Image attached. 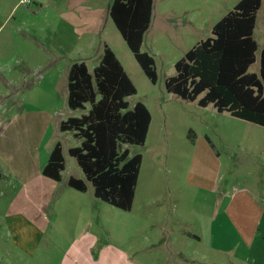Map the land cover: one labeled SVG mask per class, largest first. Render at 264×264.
Segmentation results:
<instances>
[{
  "label": "rangeland",
  "instance_id": "1",
  "mask_svg": "<svg viewBox=\"0 0 264 264\" xmlns=\"http://www.w3.org/2000/svg\"><path fill=\"white\" fill-rule=\"evenodd\" d=\"M238 1L153 0L151 23L140 48L153 58L156 83L152 84L108 16L111 0H0V25L4 24L0 27V150L21 153L8 157L4 167L0 160V264H39L37 256H24L22 247L13 242L12 227L3 217L20 213L28 218L38 215L39 208H53L57 196L70 190V177L81 179L88 188L87 194L75 192L73 196L89 198L95 215L89 229L97 233L100 244L126 249L130 257L135 256L137 246L146 249L145 255L164 260L166 254L170 258L171 248L177 250L185 244L183 231L198 233V202L202 196L197 187L204 170L209 180L218 168L216 183L233 185L237 177L234 167L239 166L232 159L237 154L233 144L245 145L251 133L262 127H249L226 112H216L212 105L201 108L196 102L170 94L165 81L174 75V64L199 41L211 36L213 25ZM263 20L264 0L253 33L256 62L249 72L259 70ZM104 44L136 89L135 95L127 99L129 107L140 102L151 115L144 145L129 147V155H141L142 163L128 212L98 199L93 203L92 185L67 153L77 140L71 132L59 130L60 121L82 114L80 110H69L66 104L69 67L84 62L92 74ZM235 135L240 141L233 140ZM57 142L62 147L65 169L55 187L49 186L53 206L48 204V208L40 204L37 183L26 189L22 183H27L33 173L34 151H39L40 159L45 161L44 153ZM206 152L212 157H206ZM216 152L220 155L214 162ZM137 218L143 221L136 231ZM54 234L42 240L38 248L64 246L63 238ZM55 260L57 254L52 253L50 261Z\"/></svg>",
  "mask_w": 264,
  "mask_h": 264
},
{
  "label": "trees",
  "instance_id": "2",
  "mask_svg": "<svg viewBox=\"0 0 264 264\" xmlns=\"http://www.w3.org/2000/svg\"><path fill=\"white\" fill-rule=\"evenodd\" d=\"M261 3L239 0L213 25L211 36L174 64V75L165 81L166 91L201 108L212 105L218 113L264 127V44L258 72H249L256 62L253 33ZM152 8L153 0H111L108 16L144 75L155 84L153 58L140 51ZM135 93L115 54L104 44L92 74L84 62L69 67L66 104L69 110L82 114L59 123L60 132H71L79 141L68 155L92 185L94 197L127 212L133 205L142 163L141 155H129V147L144 145L151 121L142 103L129 107L127 99ZM64 168L57 143L42 175L59 182ZM67 185L78 192L86 191V184L73 177L68 178Z\"/></svg>",
  "mask_w": 264,
  "mask_h": 264
},
{
  "label": "crops",
  "instance_id": "3",
  "mask_svg": "<svg viewBox=\"0 0 264 264\" xmlns=\"http://www.w3.org/2000/svg\"><path fill=\"white\" fill-rule=\"evenodd\" d=\"M245 123L249 127L254 125ZM233 140L237 142L240 138L235 135ZM78 146L77 140V145L69 147L67 153L70 148ZM233 147L237 154L234 153L236 156L233 155L232 159L239 164L234 167V174L237 176L235 183L231 186L221 185V182L217 184L218 168L215 169L214 175L206 180L204 170L197 187L202 196V202H198L201 211L198 217L199 231H183L182 241H185V244L177 250L171 248L168 251L170 258L166 254L164 260L145 255L146 249L137 246L135 256L130 257L126 249L110 243L100 244L97 233L89 229L95 220L89 206V198L73 196L75 192L87 194V186L85 192H78L70 187V190H63L61 195L57 196L55 206H48L53 201L49 186L55 187L56 181L43 176L42 169L53 148L44 153V158H47L45 161L40 159L39 151H34L33 173L27 183H22L23 189L28 188L31 183H37L39 196H42L40 204L50 209L39 208L38 215H27V219L20 213H6L3 220L11 225L13 242L18 248L22 247L23 255L28 258L37 256L39 264H264V127L251 133L245 145L239 142L237 145L233 144ZM20 155V151L0 150L1 165L4 167L8 157ZM219 155V152L215 153L214 162H217ZM205 156L212 157L207 152ZM44 190L48 191L45 193ZM91 194L95 203L93 188ZM8 201L7 198L5 203ZM142 221L141 218L136 219V231ZM54 232L63 238L65 245L58 244V239H55L58 245L38 248L42 240L52 238ZM52 253L57 254L58 260L50 261ZM174 253H178L179 257ZM174 258L178 260H172Z\"/></svg>",
  "mask_w": 264,
  "mask_h": 264
},
{
  "label": "water",
  "instance_id": "4",
  "mask_svg": "<svg viewBox=\"0 0 264 264\" xmlns=\"http://www.w3.org/2000/svg\"><path fill=\"white\" fill-rule=\"evenodd\" d=\"M0 178H1V174H0Z\"/></svg>",
  "mask_w": 264,
  "mask_h": 264
}]
</instances>
